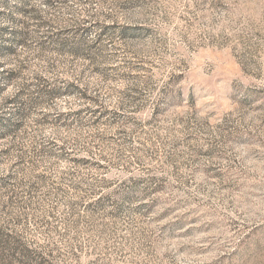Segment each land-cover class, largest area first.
I'll return each instance as SVG.
<instances>
[{
	"label": "rangeland",
	"instance_id": "rangeland-1",
	"mask_svg": "<svg viewBox=\"0 0 264 264\" xmlns=\"http://www.w3.org/2000/svg\"><path fill=\"white\" fill-rule=\"evenodd\" d=\"M0 264H264V0H0Z\"/></svg>",
	"mask_w": 264,
	"mask_h": 264
},
{
	"label": "trees",
	"instance_id": "trees-1",
	"mask_svg": "<svg viewBox=\"0 0 264 264\" xmlns=\"http://www.w3.org/2000/svg\"><path fill=\"white\" fill-rule=\"evenodd\" d=\"M20 2H22V3H25V0H20ZM27 2V1H26ZM24 5H28L27 3L26 4H24ZM23 12V14L24 15H26V16H30V15H32L33 14V16H37V13H33L34 12V8H30V10L28 11V10H23L22 11ZM54 92V91H53Z\"/></svg>",
	"mask_w": 264,
	"mask_h": 264
}]
</instances>
